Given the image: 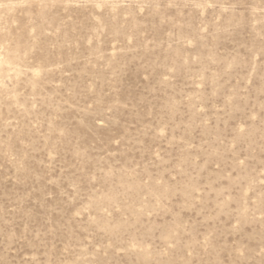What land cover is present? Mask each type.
Instances as JSON below:
<instances>
[{"label": "rangeland", "instance_id": "rangeland-1", "mask_svg": "<svg viewBox=\"0 0 264 264\" xmlns=\"http://www.w3.org/2000/svg\"><path fill=\"white\" fill-rule=\"evenodd\" d=\"M0 59V264H264V0H0Z\"/></svg>", "mask_w": 264, "mask_h": 264}, {"label": "bare ground", "instance_id": "bare-ground-1", "mask_svg": "<svg viewBox=\"0 0 264 264\" xmlns=\"http://www.w3.org/2000/svg\"><path fill=\"white\" fill-rule=\"evenodd\" d=\"M21 5V4H20ZM3 60V59H2ZM2 60L0 59V64L3 66ZM1 67V66H0ZM1 69V68H0ZM2 70V69H1ZM1 72V71H0Z\"/></svg>", "mask_w": 264, "mask_h": 264}]
</instances>
